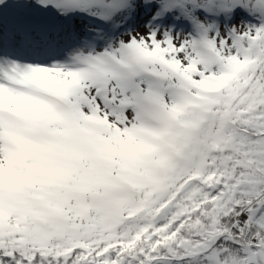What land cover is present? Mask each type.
Returning a JSON list of instances; mask_svg holds the SVG:
<instances>
[{"label":"snow or ice","instance_id":"obj_1","mask_svg":"<svg viewBox=\"0 0 264 264\" xmlns=\"http://www.w3.org/2000/svg\"><path fill=\"white\" fill-rule=\"evenodd\" d=\"M0 264H264V0H0Z\"/></svg>","mask_w":264,"mask_h":264}]
</instances>
